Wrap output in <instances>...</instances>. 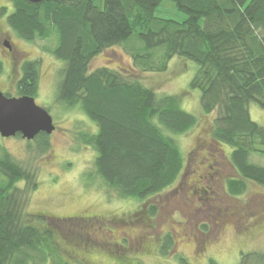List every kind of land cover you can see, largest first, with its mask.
<instances>
[{
  "label": "trees",
  "instance_id": "obj_1",
  "mask_svg": "<svg viewBox=\"0 0 264 264\" xmlns=\"http://www.w3.org/2000/svg\"><path fill=\"white\" fill-rule=\"evenodd\" d=\"M10 1L11 10L2 6L0 15L21 39L55 38L51 52L63 63L55 100L78 105L95 124L96 131L80 139L95 151V175L120 198L141 201L173 184L185 169L173 135L197 123L181 107L180 95L157 94L139 78L108 66L88 69L101 51L120 44L141 71H165L174 56L195 61L188 87L199 90L204 115L214 113L210 140L230 147L238 173L227 180V192L242 193L246 180L264 187V166L248 160L251 152L264 153V126L249 112L250 103L264 109V0H171L184 14L180 21L155 14L162 0H102V5L95 0ZM16 82V96L35 98L38 62L24 61ZM47 138L44 132L35 136L41 150ZM37 185L35 172L1 147L0 264H46L53 253L57 227L46 225L44 215L37 216L43 226L24 218ZM149 213L154 214L152 204ZM171 238L164 236L162 254ZM111 255L122 259H116L119 264H130ZM177 260L191 264L182 255ZM206 264L219 263L209 258ZM237 264H264V253H241Z\"/></svg>",
  "mask_w": 264,
  "mask_h": 264
},
{
  "label": "rangeland",
  "instance_id": "obj_2",
  "mask_svg": "<svg viewBox=\"0 0 264 264\" xmlns=\"http://www.w3.org/2000/svg\"><path fill=\"white\" fill-rule=\"evenodd\" d=\"M95 1L102 5V0ZM2 6L9 12L11 1L0 0ZM155 14L178 21L184 18L171 0H162ZM1 32L13 53L9 56L0 37V90L16 96L22 63L36 60L34 99L48 109L54 124L44 150L35 138L0 135V150L4 148L36 174L38 185L29 194L25 221L43 226L37 216L44 215L46 225L57 227L53 253L46 264H119L122 259L117 261L110 252L128 258L130 264H178V255L191 264H206L209 258L219 264H237L241 253H264V187L246 180L242 193L227 192V180L238 173L229 159L230 147L210 140L214 113L204 115L199 90L188 87L198 66L195 61L174 56L165 71H141L121 44L104 49L91 60L90 71L108 66L139 78L157 94L180 95L181 107L197 117L192 129L173 135L184 158V173L144 200L122 199L95 175V151L80 139L81 134L95 132V124L78 105L67 107L55 100L63 66L51 52L55 38L23 40L9 27L4 14L0 15ZM249 112L264 126V109L250 103ZM248 160L264 166V153L251 152ZM151 204L154 214L149 213ZM88 217L92 219L86 220ZM166 234H171V244L162 254ZM249 260L255 262L256 257Z\"/></svg>",
  "mask_w": 264,
  "mask_h": 264
},
{
  "label": "water",
  "instance_id": "obj_3",
  "mask_svg": "<svg viewBox=\"0 0 264 264\" xmlns=\"http://www.w3.org/2000/svg\"><path fill=\"white\" fill-rule=\"evenodd\" d=\"M53 129L52 116L45 107L36 103L34 97L6 95L0 90V135L2 137L20 134L22 138L31 140L41 132L50 134Z\"/></svg>",
  "mask_w": 264,
  "mask_h": 264
},
{
  "label": "flooded vegetation",
  "instance_id": "obj_4",
  "mask_svg": "<svg viewBox=\"0 0 264 264\" xmlns=\"http://www.w3.org/2000/svg\"><path fill=\"white\" fill-rule=\"evenodd\" d=\"M0 37L2 38V42H4L5 43V49H6V51H7V53L9 54V56L10 55H12V48H11V45L9 44V42H8V40L6 39V36H4L3 34H2V32L0 33ZM19 79V78H18Z\"/></svg>",
  "mask_w": 264,
  "mask_h": 264
}]
</instances>
